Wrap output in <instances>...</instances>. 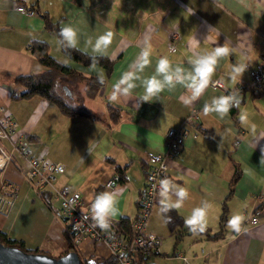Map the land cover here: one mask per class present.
Segmentation results:
<instances>
[{"label": "crops", "instance_id": "1", "mask_svg": "<svg viewBox=\"0 0 264 264\" xmlns=\"http://www.w3.org/2000/svg\"><path fill=\"white\" fill-rule=\"evenodd\" d=\"M18 3L35 13L17 10ZM44 16L61 28H75L79 50L113 61L93 98L79 93L97 119L69 117L45 97L18 95L22 88L13 84V77L44 68L31 53L32 40L47 42L50 54L59 59L57 37L46 29ZM109 32L106 53L94 52L96 38ZM216 47L229 49L210 77L221 86L212 87L209 79L198 98H193L190 88L177 85L143 101L144 88L137 80L129 96L115 102L109 99L113 85L125 72L135 71L144 50L150 63L140 73L141 79L154 74L160 57L191 71L193 57ZM62 61L87 74L104 76L97 64L84 66L67 56ZM259 62H264V0H0V106L17 121L19 134L33 137L36 155L64 163L55 185L79 190L88 201L106 179L117 175L119 180L107 190L119 198L113 219H132L144 187V153L164 152L167 129L184 133L178 155L166 158L168 187L160 192L146 221L147 230L160 239L159 253L138 264H264V89L237 92V120L231 110L223 118L203 112L212 97L235 93L249 79L247 66ZM239 65L245 69L233 80ZM107 104L120 107L118 121L108 117ZM193 113L195 121L190 117ZM235 166L240 174L229 194ZM24 167V161L12 155L0 168V179L15 190L12 202L0 210V230L22 240L27 248L58 256L67 243L52 191L43 187L35 193L23 178ZM223 200L228 208L223 236L190 232L175 243L179 227L168 229L162 206L173 207L187 224L193 221L189 225L215 232ZM252 214L258 217L254 224L248 222ZM235 216L241 218L238 230L228 226ZM76 248L83 258L110 255L105 244L87 237Z\"/></svg>", "mask_w": 264, "mask_h": 264}, {"label": "built area", "instance_id": "2", "mask_svg": "<svg viewBox=\"0 0 264 264\" xmlns=\"http://www.w3.org/2000/svg\"><path fill=\"white\" fill-rule=\"evenodd\" d=\"M16 9L30 15L35 13L32 8L26 7L22 3H18ZM247 69L249 79L238 85L236 94H238L237 92L241 93L245 88L254 92L264 89V62L247 66ZM209 84L212 87L221 86L217 79H210ZM190 117L195 121L196 115L194 113ZM164 138V152L147 151L144 153L146 165L144 187L139 199L137 213L130 221V232L121 230L117 220L114 219H109L111 228L108 231H103L94 226L90 211L91 202L100 194L91 200L84 201L79 190L71 189L67 185H55L57 175L64 171V163L36 155L32 150L31 141L18 133L17 121L5 111L3 106H0V168L11 159L12 155L21 158L25 163L23 178L31 189L35 193L43 187L52 191L57 212L63 222V229L72 236L73 243L77 245L84 237L101 242L108 247L110 256L115 258L116 264H131L133 257L138 253L142 257L159 253L160 239L156 234L147 230L146 221L163 189L161 181L165 180L168 169L166 158L178 155L183 146L184 133L181 130L169 128L166 130ZM2 140L7 143V147L2 143ZM238 141L239 134L234 139V143L236 144ZM118 180L117 175H112L106 179L103 183L105 191L111 189ZM14 193L15 190L12 185L0 179V210L4 204L8 206L12 202ZM257 221L256 214L250 215L249 223L254 224ZM201 264L211 263L202 261Z\"/></svg>", "mask_w": 264, "mask_h": 264}, {"label": "trees", "instance_id": "3", "mask_svg": "<svg viewBox=\"0 0 264 264\" xmlns=\"http://www.w3.org/2000/svg\"><path fill=\"white\" fill-rule=\"evenodd\" d=\"M45 18V27L49 31L53 32L59 44V48L62 53H64L71 60L78 62L81 65L87 66L90 64L99 65L103 71L104 76L103 83H101L100 75L97 74H87L81 70L75 69L59 60L54 58L49 51V45L47 42L42 40H32L31 41V53L35 56L40 65L44 68L40 71L31 72L28 74H22L13 77V84L18 85L22 88L19 92V96L28 97L31 95H39L45 97L52 103H54L59 111L69 117L73 116H85L90 119H97L96 115L90 109L86 108L82 104V100L79 99V93L83 91L84 95L88 98H93L101 86L105 83L106 76L111 70L113 61L105 55H93L85 53L78 48L70 47L62 37L59 36L61 27L58 22H51L48 17ZM262 90L256 92L260 93ZM232 96H236V93H232ZM231 114L235 120H237V107L233 104L230 109ZM108 117L112 121H118L120 118V107L107 104ZM30 141L32 136L27 137ZM240 171L237 166H235L233 174L229 181V194L232 192L233 184L239 177ZM44 191L41 189L39 192ZM105 191L104 186L99 190L98 194ZM227 204L226 200H223L221 205V213L219 216V228L215 232H211L208 228L195 227L193 225L187 224L183 218L176 212L173 207L162 206L161 212L165 218L167 227L169 230L173 231L177 226L179 231L175 237V243H177L183 235L190 232H197L204 234L208 238H218L223 236L225 225L227 222ZM130 221L131 219L126 217H121L117 220L118 225L121 230L130 232ZM63 235L66 239V249L61 254L66 253L69 250H74L78 253L80 258L79 264H116L115 258L112 256L100 257V256H90L88 258H83L77 248L73 243L72 236L63 229ZM0 241L6 245L17 246L25 251L29 252H41L47 253V251L39 248H27L22 240L7 237L6 234L0 230ZM60 254V255H61ZM137 257L132 260L131 264H138L148 257H142L139 253ZM150 257V256H149Z\"/></svg>", "mask_w": 264, "mask_h": 264}, {"label": "clouds", "instance_id": "4", "mask_svg": "<svg viewBox=\"0 0 264 264\" xmlns=\"http://www.w3.org/2000/svg\"><path fill=\"white\" fill-rule=\"evenodd\" d=\"M111 35L112 34L109 32L98 36L95 40L93 51L105 54L111 42ZM59 36L62 37L70 47H77L78 32L72 26H63L59 32ZM89 43H91V41H89ZM228 53L229 49L227 47H216L214 51L205 52L199 57H193L190 60L192 65L191 71H185V69L179 66L173 67L170 60L166 56H163L157 60L154 74L151 77L141 79L140 73H142L144 68L150 63L148 60L149 53L147 50H144L140 54L143 59L136 65L135 71L130 70L121 76L120 80L113 85V92L109 99L115 102L121 96H129L138 86L136 83L137 80H141L139 86L144 88V94L141 97L143 101H149L153 96L165 90V88L169 90L175 89L177 85L190 88L193 98H198L205 91L207 81L214 73L217 61L223 56L228 55ZM244 69L245 65L236 66L234 73H232V79L236 80L237 76H240ZM100 80L101 83H103L102 76ZM234 103L239 105L238 97L232 95L214 96L211 99V103H205L203 112L205 115L215 112L223 118L233 107ZM168 184L169 182L167 179L161 181V185L165 190ZM180 195L183 196L184 192L181 191ZM118 202L119 198L109 191H105L96 196L90 205L94 226L99 227L103 231H108L111 228L109 219H113L118 215ZM197 215H199V213H197ZM240 219L239 216L231 218L228 226L238 230V222ZM188 223L191 224L193 221L190 220Z\"/></svg>", "mask_w": 264, "mask_h": 264}, {"label": "water", "instance_id": "5", "mask_svg": "<svg viewBox=\"0 0 264 264\" xmlns=\"http://www.w3.org/2000/svg\"><path fill=\"white\" fill-rule=\"evenodd\" d=\"M80 258L74 250L53 256L41 252L25 251L17 246L0 241V264H79Z\"/></svg>", "mask_w": 264, "mask_h": 264}, {"label": "rangeland", "instance_id": "6", "mask_svg": "<svg viewBox=\"0 0 264 264\" xmlns=\"http://www.w3.org/2000/svg\"><path fill=\"white\" fill-rule=\"evenodd\" d=\"M60 54H58L57 56H59L58 60H61V62H63L62 60H64L66 58V56H64V54L62 52H59ZM139 264H146V262L144 263H139Z\"/></svg>", "mask_w": 264, "mask_h": 264}]
</instances>
